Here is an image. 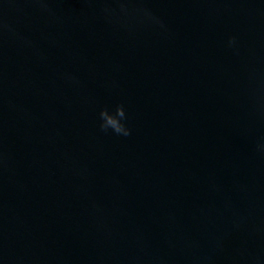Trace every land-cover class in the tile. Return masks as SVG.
Segmentation results:
<instances>
[{
    "label": "water",
    "instance_id": "1",
    "mask_svg": "<svg viewBox=\"0 0 264 264\" xmlns=\"http://www.w3.org/2000/svg\"><path fill=\"white\" fill-rule=\"evenodd\" d=\"M125 6L0 0V264L264 253V0ZM117 104L126 138L98 128Z\"/></svg>",
    "mask_w": 264,
    "mask_h": 264
},
{
    "label": "clouds",
    "instance_id": "2",
    "mask_svg": "<svg viewBox=\"0 0 264 264\" xmlns=\"http://www.w3.org/2000/svg\"><path fill=\"white\" fill-rule=\"evenodd\" d=\"M33 3L39 6V10L45 14H51L52 9L49 7L50 0H32ZM119 5V11L121 13H127L126 0H114ZM101 12L105 16H111L116 12V9L105 6L101 9ZM225 47L231 51L234 55H239L241 52V40L237 34H229L227 36ZM66 79L73 83H78L72 76H67ZM128 116L125 111L123 104H117L114 108L109 109L108 107L101 108L99 111V131L104 134H109L111 130L112 134L116 136L129 137L132 134L131 128L127 124ZM259 151H264V146H258ZM239 227V225H238ZM261 232V229L253 227L251 233L253 236ZM211 261V257L207 258ZM245 264H264V253L259 251H249L245 258Z\"/></svg>",
    "mask_w": 264,
    "mask_h": 264
}]
</instances>
